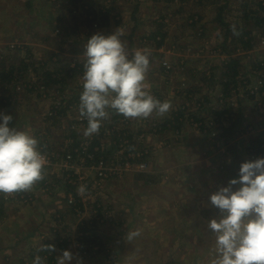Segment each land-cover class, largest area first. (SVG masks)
Instances as JSON below:
<instances>
[{
	"label": "crops",
	"instance_id": "1",
	"mask_svg": "<svg viewBox=\"0 0 264 264\" xmlns=\"http://www.w3.org/2000/svg\"><path fill=\"white\" fill-rule=\"evenodd\" d=\"M64 1L59 6L50 0H14L11 11L4 7L13 26L7 21L5 28L13 30L4 49H23L20 54L25 55L4 56V80L0 73V87H4L0 112L12 116L10 126L38 139L42 128L26 118L38 108L31 94L39 92L47 78L52 93L71 95L69 108L79 104L86 40L115 30L122 33L129 55L135 49L150 51L149 91L161 101L170 100L172 107L163 117L153 114L147 119H126L110 110L105 119L110 124L126 119L129 127L125 126L124 132L133 142L137 139V152H145L144 159H136L146 163L145 169L134 167L122 179L104 182L99 190L90 188L95 181L92 170L78 167L69 181V173L56 164L48 170L51 187L35 189L32 205L9 202L0 207V264H32L34 256L46 252L42 264H56L65 249L73 253L72 264H102L99 259L103 260L104 250L112 252L114 264H210L214 237L208 227L200 225L217 216L218 209L210 204L209 196L236 178L240 164L255 160L253 151L264 145L263 107L247 96L263 74L256 63L264 60V22L254 19L257 13L264 18L261 0H108L100 29L93 31L88 23L87 29L76 28L72 36L69 29L82 24L75 16L71 18L77 2L89 6L103 0ZM90 8L98 11L99 7ZM36 44L48 49L47 62L36 60L38 54L33 50L39 48H24ZM206 86L213 93L203 97L208 118H202L206 122L211 115L224 118L222 142H212L209 130L204 132L192 123L177 122L171 127L172 120H168L179 100L177 94H202ZM140 122L144 127L148 124L149 130L140 132ZM155 124L161 136L155 134ZM84 128L77 122L71 124L60 150L65 151L67 141L76 138L99 139L101 149L109 151L102 140L105 129L85 137ZM46 129L43 131L49 137ZM109 147L114 157L118 149ZM196 154H206L209 165L195 164ZM159 156L178 162L166 165ZM81 179L90 183L83 193L79 191ZM71 194L77 196L78 207L84 211L80 216L67 204ZM155 210L160 211L158 216ZM94 211L99 216L94 218ZM137 230L139 235H131ZM49 244L55 245L54 251L43 250Z\"/></svg>",
	"mask_w": 264,
	"mask_h": 264
},
{
	"label": "clouds",
	"instance_id": "2",
	"mask_svg": "<svg viewBox=\"0 0 264 264\" xmlns=\"http://www.w3.org/2000/svg\"><path fill=\"white\" fill-rule=\"evenodd\" d=\"M233 33L238 35L235 26ZM121 36L118 30L96 33L84 45L79 114L87 121L85 137L99 132L110 110L126 119H147L153 114L163 117L172 107L170 100L161 101L149 91L150 51L135 49L129 55ZM12 119L0 112L3 194L31 190L44 179L48 163L39 140L29 131L10 126ZM209 201L219 212L207 223L214 237L210 264H264V157L242 162L238 176L212 193ZM43 250L54 251L55 245H45ZM73 258L65 249L56 264H72ZM32 264H42V257L34 256Z\"/></svg>",
	"mask_w": 264,
	"mask_h": 264
},
{
	"label": "rangeland",
	"instance_id": "3",
	"mask_svg": "<svg viewBox=\"0 0 264 264\" xmlns=\"http://www.w3.org/2000/svg\"><path fill=\"white\" fill-rule=\"evenodd\" d=\"M50 1H52L55 4H58L59 6H61V4L63 2H65L64 0H50ZM13 2H14V0H0V73H2V74H4V56H11V57L18 56V54H20L21 51L23 50V49H18V48L15 49V50H12V51L11 50L9 51V49H4V48H8V45L10 44V41H8V38L10 37L9 32H11V30H13L12 28H9V29L5 28V26H7V21H10V20L8 19L7 15H5V13H4V7H6V9H9V11H11L9 7L13 4ZM77 3H78V5H76V6L73 5L74 7H73V13L71 12L72 13L71 14V18L75 16L74 19L82 20V22H80L82 24L79 27V25L77 23V24L74 25L73 28H70L69 29V35L72 36L73 32H74V30L76 28L79 29V30H83L85 28L87 29L89 27V25H90V27H91V29L93 31L94 30L98 31L100 28L97 29L94 26V23L88 22L89 16L87 14H89L88 11H90L93 14H95L97 19L100 20V21H98V23H100L102 25L103 24V20L106 19V16H105L106 15V9H104V8H106L105 5L108 3V0L107 1L103 0V3H101L100 5H97L94 2H93V4L89 5L90 7H92L94 5L99 7L98 11L92 10L89 6H87V8H88L87 9L85 7V4H82L79 1ZM103 4H104V6H102ZM74 10H78L77 15L74 14ZM8 14L10 16L12 15L11 12H9ZM195 19L196 18H194L193 20H195ZM88 23H89V25H88ZM9 26L13 27L11 25V21H10ZM59 33H60V31H59ZM33 47L39 48V50H37V49L33 50L36 54H38V58L36 60H46V62H47V57L45 56V54H46V52H49L48 49L39 47L38 44H36L35 46L24 45V48L31 49ZM22 55L20 54V56H22ZM23 56H25V55H23ZM259 63H260L259 61L256 63V68H259ZM50 66H52V64ZM50 66L46 65V67H48V68ZM263 78H264V75L261 77V79H263ZM2 80H4V79H2ZM260 82L261 81H256L254 87H256V85L258 83H260ZM12 85H14V84H12ZM254 87H252V88H254ZM252 88H250V89H252ZM0 91L4 95V87H3V90H2V87H0ZM243 91L244 92H243L242 96H245V94L247 92H245V90H243ZM10 93H11V91L9 92V94ZM77 93H79L78 96H80V92L78 91ZM206 93L207 94L208 93H213V92H211V90H209V86L208 87L206 86L203 89L202 94L191 93V91H190V93H187V94L186 93L185 94H181V93L177 94L179 100L175 104V107L171 110L170 115L172 117L168 118V120L169 121L172 120L171 121V125H170L171 127H172V125L175 126V124L177 122H183V124H186L185 126H187V125L191 126L189 124L192 123V124H194V127H197L198 129H200V127L204 128L203 129L204 132H205V130L206 131L209 130L210 131L209 135L211 134L212 131H215L217 133V136L214 137V136L210 135L209 137H210L211 141L212 142H217V141L218 142H222V141L225 140L223 135L221 134V132L223 131V127L225 126V123L222 122L221 120L224 119V118H214V116L211 115V116H209V118L210 117H212V118H210V120L208 122H206L207 121L206 119L203 120V118H208V116L206 117L208 111L205 110L206 106L204 108L205 102L203 100V97L205 96ZM151 94L155 98L158 97V95L153 93V92H151ZM31 96H35L33 100L38 105V108L35 109V113L32 114V117L28 118V119L26 118V120H28L30 122L35 121V125L39 126L40 128H42V133H40V136L38 137V140H39V143L42 145V147L48 152L50 157H55V159H57L58 156L65 158V156L67 154L74 152L75 148H78L77 147L78 145H81L83 142L89 141V139H83V140L77 141L78 139L76 140V138L75 139L74 138H70L67 141V145L68 146L66 147V150L65 151L64 150H60L61 142H63L64 139L66 138V136L69 134V131L67 132L68 128L70 127L71 124L74 125L75 122L79 123L80 122L79 119L81 118V116L79 114V104H76V106L74 105L75 106L73 108L74 110L72 108H69L71 106L68 105L67 101L70 99L71 95L65 94V93L61 94L59 92L52 93L50 91V89H44V87L40 85L39 86V92H34V93L31 94ZM37 96H39L41 98H38ZM218 96H219V94H218ZM247 96H250V95L248 94ZM254 102H256V101L254 100ZM67 109H69V112H74V114L76 116L73 117V118H70L68 116V114H67V113H69ZM204 113L206 115H204ZM173 114H174V116H173ZM199 118H201V120H203V122L196 121V120H199ZM127 124H128V122L126 121V119H123V120L119 121L117 124L113 123V122L110 124L106 120H104L102 122L101 130L105 129L104 131H106V135H105V137L102 140L104 141V144L107 146L109 151L106 152L105 151L106 149H104V148L102 150L101 147H98V146L95 147V148L99 149L100 152H102V154L104 153V155H101V156H105L106 158H112L113 155L111 154L109 146L110 145H114V147L117 148L119 145H121L120 142L121 141L123 142V139L124 140L128 139V137H127L128 135L124 132V127L125 126L129 127V124L128 125ZM82 125L84 127L87 126L86 124H82ZM140 125H141L140 132L141 131L144 132L146 130H149L148 124H146L145 127H144V123L140 122ZM110 126H111V128H110ZM74 127H77V126H73L72 129H74ZM153 127L155 129V134L158 135L160 133V132L157 131L159 126L157 124H155V125L152 126V128ZM43 128H47L46 130L48 131L49 137L47 136L46 133H44ZM110 129H112L111 130L112 134L110 136H108L107 134L110 131ZM138 129L139 128H137V130ZM138 133H139L138 131L135 132V134L137 136H138ZM177 133H179V132H177ZM98 134H99V132H98ZM161 135L162 134H159L158 136H161ZM122 136H124L125 138L122 137ZM111 137L114 138V139H112ZM176 138L179 139L180 137L179 138L176 137ZM136 140L137 139H135V141ZM95 141H99V139H92L91 143L93 144ZM126 142L129 145H131V144L134 145L135 144L131 139H128V141H126ZM162 143H165V141H162ZM70 147H73V148L71 149ZM134 148H136V147L134 146ZM261 148L262 147L260 146V150L257 149L256 151H253L254 152V157L256 159L260 158V157H264V151L261 150ZM105 152L108 153V154H106ZM63 155H65V156H63ZM117 157H120V155H117ZM140 157L144 159L145 158V154L141 155ZM98 158H100V157H98ZM159 158H160L159 159L160 161H161V159H162V161H165L166 165L168 163H170V162H172V163L178 162V160L176 158H175L174 161L173 160H169V159H167V157H164V156L163 157L159 156ZM194 162H195V164H200L201 163V164L209 165L210 159H209V157L206 154H205V156H198L196 154ZM56 164H60L61 165V161L57 160L54 163V165H52L50 168H52ZM63 170H64V172H66L65 169H63ZM70 176H71L70 174H67V179H70L69 181H72V176L71 177ZM159 178H160V174H159ZM81 184L83 185V187H86V188H88V186L90 185V183L86 182L85 179H82V183ZM103 186L104 185L102 184L101 186L97 187V185L95 183L94 185L90 186V188H95V189L101 190ZM50 187H51V185H50ZM37 188L38 187H36L35 189H37ZM39 189H41V188H39ZM34 190L32 191V194L35 196ZM34 201H35V198H34ZM14 202H18V203H20L22 205H25V206H29V205H32L34 203L33 202L32 204L26 205L21 200H15V201H13V203ZM95 203H96V200L93 201V204H95ZM155 212L157 214L156 216H158V214H160V211L155 210L153 213H155ZM96 214H97V211H94V218H95ZM218 214H219V212L217 211V215ZM209 220L210 219H205V220L201 221V223H200L201 227L202 228H207V223H208ZM155 223L158 224L159 220H155ZM159 238H160V236H159ZM104 251L101 252L104 255V258H103L102 261H104L105 264H114L115 262L113 263V260L116 261V259H114L112 257L113 256L112 252L111 251L110 252H106V250H104ZM189 252H190L189 254H191V250H189ZM43 256H42V260H44ZM108 257H112V258H108ZM191 257L192 256L189 257V260L191 259ZM50 258H52V256ZM130 258L131 257H129L128 259H130ZM102 261H101V258H100L99 259V263L104 264Z\"/></svg>",
	"mask_w": 264,
	"mask_h": 264
},
{
	"label": "built area",
	"instance_id": "4",
	"mask_svg": "<svg viewBox=\"0 0 264 264\" xmlns=\"http://www.w3.org/2000/svg\"><path fill=\"white\" fill-rule=\"evenodd\" d=\"M87 8V7H86ZM88 9V8H87ZM78 10H75L77 12ZM100 21L96 18V21H94V26L98 29L100 28L101 24L98 23ZM264 46V40L262 42ZM166 67H168L166 65ZM259 70L264 72V60L260 61L259 63ZM260 83L256 85V87L249 89V95L251 98H253L256 102V105H259L263 107V113H264V80L260 79ZM157 99L161 100L160 97H156ZM79 124H87L86 119L80 118ZM86 122V123H85ZM110 131L107 135H110L112 133ZM211 136L216 137L217 133L215 131H212ZM124 137V136H122ZM125 138V137H124ZM126 141L123 139V142L121 141V145L117 147L118 153L115 154L112 158H106L105 156H100L98 158V154L100 152L97 148H92L91 140L83 142L81 145H78V148H75L74 152L69 153L65 156V158L58 156L57 159L55 157H50L48 152L42 147L41 144H39L40 151L42 154L45 155L48 163L45 168V176L42 181H39L37 184L34 185V187L29 191H22V192H16L11 194H3L0 193V207H2L4 204H7L9 202H13L15 200H21L26 205L32 204L34 202L35 196L32 194V191L38 187L41 188L43 191H47L50 188V181H49V174L48 170L49 168L54 165V163L57 160L61 161V165L63 169L66 170L67 173L71 174L73 171H76V168L80 167L83 169H90L95 174V181L97 187L101 186L104 182L109 180H119L122 179L125 174H127L129 171L133 170L134 167H137L139 169H145L146 163L136 162V159L140 158L141 155H143L145 152H137L136 148H134V145H129ZM261 150L264 151V145L261 146ZM120 155V157H117V155ZM71 177V176H70ZM70 180V179H69ZM82 180V179H81ZM78 198L77 196L71 194L67 198V204L74 208L77 215L80 216L83 214L82 210L78 207Z\"/></svg>",
	"mask_w": 264,
	"mask_h": 264
},
{
	"label": "trees",
	"instance_id": "5",
	"mask_svg": "<svg viewBox=\"0 0 264 264\" xmlns=\"http://www.w3.org/2000/svg\"><path fill=\"white\" fill-rule=\"evenodd\" d=\"M262 3H264V0H261V3H259V5H260V9H263L264 8V4H262ZM85 7H87V6H85ZM264 10V9H263ZM262 10V11H263ZM78 12V11H77ZM77 12H75V10H74V14L75 15H77ZM89 12V14H87L88 16H89V19H88V22H90V23H93L94 21H96V15L95 14H93V13H91L90 11H88ZM255 14V13H254ZM258 14V13H257ZM257 14H255L256 16H254V19L256 20L257 19V21L261 24L262 22H264V18L263 17H261V16H259V17H257ZM262 25H264V24H262ZM234 69H235V67H234ZM1 75V74H0ZM2 77H3V79H4V74L2 75ZM57 79V78H56ZM263 80H264V78H263ZM44 81H45V83L43 84V86H44V89H48V87H49V83L48 82H46V81H48V78L47 79H44ZM86 123V122H85ZM100 147L99 146V142L98 141H95L93 144H92V148H95V147ZM96 155H98V157H100L101 155H104V154H102V152H99L98 154H96ZM97 216H99L98 214H97ZM48 252H46V253H44V254H47ZM43 254V255H44ZM49 257H51V255L49 256Z\"/></svg>",
	"mask_w": 264,
	"mask_h": 264
}]
</instances>
